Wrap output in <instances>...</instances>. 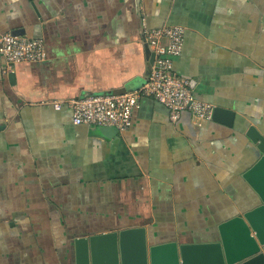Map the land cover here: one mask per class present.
Masks as SVG:
<instances>
[{"label": "crops", "instance_id": "obj_1", "mask_svg": "<svg viewBox=\"0 0 264 264\" xmlns=\"http://www.w3.org/2000/svg\"><path fill=\"white\" fill-rule=\"evenodd\" d=\"M167 25L185 29L173 69L211 119L171 122L142 97L105 137L54 108L138 88L144 28ZM4 32L41 38L45 59L5 73L0 54V264H74L75 238L135 227L148 245L212 242L259 203L242 174L264 140V0H0Z\"/></svg>", "mask_w": 264, "mask_h": 264}, {"label": "water", "instance_id": "obj_2", "mask_svg": "<svg viewBox=\"0 0 264 264\" xmlns=\"http://www.w3.org/2000/svg\"><path fill=\"white\" fill-rule=\"evenodd\" d=\"M95 131L109 137L117 129L95 126ZM259 140L260 156L242 174L259 203L221 222L218 240L148 245L143 227L127 228L75 238L74 264H264V140Z\"/></svg>", "mask_w": 264, "mask_h": 264}, {"label": "built area", "instance_id": "obj_3", "mask_svg": "<svg viewBox=\"0 0 264 264\" xmlns=\"http://www.w3.org/2000/svg\"><path fill=\"white\" fill-rule=\"evenodd\" d=\"M184 32V27L179 25L144 28L145 41L152 48L154 59L146 79L138 88L54 100V108L66 104L74 124L111 126L120 132L129 127L132 112L142 97H151L163 104L171 122L177 121L183 111L202 120L211 119L213 105L197 99L190 81L173 69V60L182 52ZM0 54L4 60L3 72L9 73L16 64L43 61L44 43L41 38L4 32L0 34Z\"/></svg>", "mask_w": 264, "mask_h": 264}]
</instances>
